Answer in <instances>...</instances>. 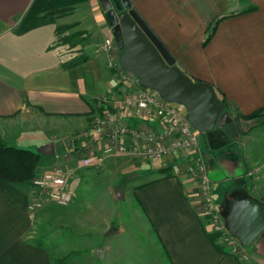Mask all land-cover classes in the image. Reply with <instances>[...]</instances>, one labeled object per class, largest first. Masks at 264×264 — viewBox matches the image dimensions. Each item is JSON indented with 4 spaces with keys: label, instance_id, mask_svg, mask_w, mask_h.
<instances>
[{
    "label": "crops",
    "instance_id": "0c3cea01",
    "mask_svg": "<svg viewBox=\"0 0 264 264\" xmlns=\"http://www.w3.org/2000/svg\"><path fill=\"white\" fill-rule=\"evenodd\" d=\"M128 1L177 67L191 78L217 87L226 97L231 115L226 111L223 126L229 123L231 127L224 130L222 126L221 137L228 140L224 145L236 143L241 147L244 165L231 163L241 175L235 178L232 188L225 190L223 204L238 194L264 203V124L240 117L264 107V0ZM60 4L43 12L45 0H0V138L7 145H19L26 138V130L43 131V125L45 136L39 135L35 146L56 141L55 135L47 137L48 131L56 130L54 124L66 120L67 131L86 135V140L102 147L104 139L90 128L97 99L130 90L108 67L102 43L112 35L98 0L77 1L64 14L54 11ZM113 7L116 11L123 9L120 0ZM29 10L41 22L18 32ZM217 19L213 36L203 46L207 29ZM57 27H67L63 33L68 36L65 43L71 44L70 48L82 44V61L66 65L71 59L63 56V44L54 42ZM119 114L121 119L147 130L164 124L122 110ZM47 123L52 127L48 128ZM60 128L63 130V125ZM25 144L34 146L31 141ZM192 159V152L176 153L164 165H145L137 174L146 177L129 190L143 218V230L155 238L162 251L163 264H264V254L256 244L248 249L253 254L241 260L211 232L199 209L196 182L182 170ZM45 162L38 173L46 169ZM167 168L171 175L164 177L160 170ZM208 175L212 195L219 203L217 183L226 180H220L219 174ZM245 177L248 182L243 180ZM29 200L28 185L0 180V264L55 263L56 252L32 236L35 220L27 209ZM50 211L46 208L42 218L49 215L55 220ZM119 258L125 262L138 256L116 257L109 264L118 263ZM146 258L145 262L152 264L153 259ZM138 260L130 262L139 264Z\"/></svg>",
    "mask_w": 264,
    "mask_h": 264
},
{
    "label": "rangeland",
    "instance_id": "374dc122",
    "mask_svg": "<svg viewBox=\"0 0 264 264\" xmlns=\"http://www.w3.org/2000/svg\"><path fill=\"white\" fill-rule=\"evenodd\" d=\"M111 2L114 6V4H118L119 0H111ZM67 37L63 32L60 34L61 39L58 45L63 44L64 46L61 52L66 59H71L70 61L74 59L78 60L83 55L80 50L83 46H80L82 44H77L73 45V48H70L69 46L71 44L65 43ZM108 38L113 39L112 36ZM61 40L64 41L60 43ZM69 41L71 43V40ZM71 49H73L72 52ZM178 106L183 109L180 105ZM101 111V107L94 106V114L91 118L90 128L96 133L98 131L93 127L92 123L95 115ZM54 125L57 126V129H50L47 137L52 138L55 135L57 136L55 140L58 141L70 136L76 144L66 155V150H62L52 157H43L39 162L38 169L43 166V162L45 161V170L54 166L73 167L74 160L78 155L87 152L89 149H93L95 152L101 149V147H97L95 141L86 140L88 138L86 135L72 133V129L67 131L68 124L66 120L59 121ZM61 125L64 127L63 130H60ZM47 126L48 128L52 127L50 123H47ZM230 127L231 124L228 123L225 128L223 126V129L226 130ZM44 130L45 127L43 125V131H23L26 138L21 142L24 144L20 143L15 146L36 150L35 142L39 138V135L41 138L45 136ZM66 131L69 133H65ZM28 141L34 144L33 147L31 146L32 148L28 147L26 145L27 143L25 144ZM79 142L83 143L82 145L84 146L80 147L77 144ZM105 143L104 141L102 147ZM76 145L79 146L76 147ZM192 153L195 159L199 157L204 163L207 174L210 172L211 177L219 174L221 177L220 180H226L224 183L221 181L217 183L220 191L216 195L219 203H216L219 207V204H223L224 202L225 190L227 191L232 188L233 183L236 181L235 178L241 175V173L238 174L236 168L234 169L235 166L233 167L231 163L242 162L243 166L244 152L236 143H229L218 149H210L206 141H204V137L200 135L198 148ZM207 154L211 155V157L209 158ZM195 159L191 161L193 162ZM166 160L167 158L160 164H156L140 158L122 156L108 159L99 166L79 169L68 181L67 188L72 194L70 203L65 206H58L44 200L42 206L33 211V219L35 221L31 230L32 236L42 240L43 244L53 251V253L56 252L54 264H109V260L122 256H138V258H126L125 262H122V258H119L120 260L116 264H133L130 262L133 259H139V264H147L145 262L147 260L146 257H149L148 261L153 259L152 264H163L162 251L158 243H156L155 238L147 230H143V218L129 190L134 183L146 177V175L142 176L141 174H137V171H140L141 168L149 164L164 165ZM185 169L186 166L182 170L185 171ZM45 170L40 172V174ZM239 172L242 171L239 170ZM193 179L197 185V178ZM243 180L248 182L246 177ZM214 185L215 183H213ZM30 199H32L31 194ZM230 199L224 203L225 205L223 204V208L219 207L221 216H224ZM46 208L51 209V213H49L51 214L50 217H55L59 220H52L49 218V215L48 218L43 219L41 213ZM209 224L211 228V223L209 222ZM119 227L122 228L121 232L112 235L111 233L115 232ZM256 241L254 244L264 254V239H261L259 242ZM248 249L250 250V247L245 248V251L249 256L253 252H249Z\"/></svg>",
    "mask_w": 264,
    "mask_h": 264
},
{
    "label": "built area",
    "instance_id": "2783aa9c",
    "mask_svg": "<svg viewBox=\"0 0 264 264\" xmlns=\"http://www.w3.org/2000/svg\"><path fill=\"white\" fill-rule=\"evenodd\" d=\"M102 49L106 53L108 67L115 71L130 90L120 96L98 97L97 106L102 111L95 115L92 124L99 132V138L106 142L105 145L97 152L89 149L78 155L73 167L54 166L33 177L29 185L32 199L27 206L30 212L40 208L44 200L58 206L70 203L72 194L67 188L68 181L79 169L99 166L108 159L122 156L160 164L176 153L188 154L198 148L200 134L186 120L183 109L177 104L166 102L154 90L140 87L134 76L122 70L118 59L119 50L113 39L105 38ZM119 110L134 113L150 122L162 121L164 124L156 130L134 126L120 118ZM68 153L66 151L65 155ZM184 172L198 180L199 209L211 223V232L229 249L230 254L241 260L247 259L245 248L226 228L224 217L212 195L211 181L204 163L198 157L186 165Z\"/></svg>",
    "mask_w": 264,
    "mask_h": 264
},
{
    "label": "water",
    "instance_id": "95a60500",
    "mask_svg": "<svg viewBox=\"0 0 264 264\" xmlns=\"http://www.w3.org/2000/svg\"><path fill=\"white\" fill-rule=\"evenodd\" d=\"M123 11L117 12L110 0H98L119 50L122 70L137 79L138 85L157 92L166 102L180 105L190 125L205 137L211 149L222 147L221 137L227 112L212 84L193 80L174 63V59L159 39L149 30L128 0H120ZM73 148L67 136L37 147L36 152L52 157L57 152ZM226 228L242 247H251L264 235V203L247 195L233 196L224 214ZM110 231V229H109Z\"/></svg>",
    "mask_w": 264,
    "mask_h": 264
},
{
    "label": "trees",
    "instance_id": "16d2710c",
    "mask_svg": "<svg viewBox=\"0 0 264 264\" xmlns=\"http://www.w3.org/2000/svg\"><path fill=\"white\" fill-rule=\"evenodd\" d=\"M82 0H45V6L43 7V12L45 10L51 11L53 6H55V3H61L54 11L60 14H64L68 12L71 8L70 5ZM36 2V0H35ZM32 7V6H31ZM57 10V11H56ZM220 19H217L208 29L207 33L205 34L204 41L202 42V45L205 46L213 36V32L215 30L216 25L218 24ZM41 20L32 14V11L29 10L25 17L22 20V23L20 24V27L18 29V32H24L26 30L31 29L34 26H37L40 24ZM67 27H57L54 33V42L56 45L59 44L60 34L64 30H66ZM61 40L60 43H62ZM83 57L79 58L78 60H72L67 62L66 65H71L76 63L77 61H82ZM195 81L197 79H194ZM200 81V80H198ZM216 92L217 97L223 102L225 106V111L228 112L229 115H231L230 109H228V102L226 100L225 95L222 91H220L217 87L213 86ZM242 119L249 120L253 119L258 122V124H264V107L259 108L247 115H241ZM73 145L76 144L74 139L72 138ZM74 148V147H73ZM44 156L40 155L36 152V150H30L21 148L18 146H11L7 145L5 142H3L0 139V180L11 183V184H17V185H30L31 179L35 177L36 175L40 174L38 173V167L39 162ZM164 177H169L170 174V168L163 169ZM216 237V235H214Z\"/></svg>",
    "mask_w": 264,
    "mask_h": 264
},
{
    "label": "flooded vegetation",
    "instance_id": "af4514ba",
    "mask_svg": "<svg viewBox=\"0 0 264 264\" xmlns=\"http://www.w3.org/2000/svg\"><path fill=\"white\" fill-rule=\"evenodd\" d=\"M123 10H124V9H120V8H118L117 12H119V11H123ZM261 239H264V235L261 236V237H259V238H257V241H256V242L261 241Z\"/></svg>",
    "mask_w": 264,
    "mask_h": 264
}]
</instances>
